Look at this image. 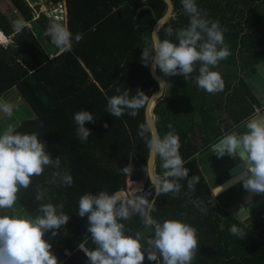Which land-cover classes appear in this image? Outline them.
<instances>
[{
  "label": "trees",
  "instance_id": "1",
  "mask_svg": "<svg viewBox=\"0 0 264 264\" xmlns=\"http://www.w3.org/2000/svg\"><path fill=\"white\" fill-rule=\"evenodd\" d=\"M46 1L54 7L65 2L67 28L73 37L82 34L79 43L73 39L70 52L49 57L27 25L17 32L0 11L1 32L7 36L13 34L6 45L0 44V96L11 90L17 93V107L23 119L15 121L16 131L38 133L52 159L60 160V166L50 164L45 166L42 175L32 177L29 187L20 190L16 204L18 211L35 217L41 215L40 205L63 203V211L70 217L67 224L56 230L55 237L49 230L44 239L51 243L58 263L88 264L85 252L78 246L82 243L90 251L97 246L87 230V216L81 218L77 214L79 198L86 192L97 195L102 190L110 194L124 190L128 179L121 169L126 166L132 168L129 179L151 183L147 172L149 148L139 135L140 125L149 129L146 103L135 117L126 112L117 118L106 111V98L118 94L117 86L121 91L129 89L130 96L136 95L139 89L149 97L158 89V82L152 78L149 65H144L141 55L143 48L154 47L152 27L166 12L167 4L163 0ZM171 1L172 13L159 27L157 37L177 42L175 32L189 24V16L181 0ZM9 2L20 20L32 23L39 3L32 7L28 0ZM247 3V0H196L198 8L207 11L208 18L218 20L228 29L225 34L231 55L220 62L233 66L234 70L212 69L218 71L225 82L223 92L210 94L193 84L191 78L165 76L155 69L165 81L164 93L152 109L158 135L163 137L170 131L168 125H172L171 130L180 137L179 151L189 169L188 178L198 176L199 182L190 192L187 181H180L182 187L175 197L171 193L156 197V211L152 215L158 221L179 219L197 228L198 250L192 264H264V219L258 217L246 225L224 210H221L222 216L218 215L219 211L209 203L212 190L201 171V166L207 162L201 152L210 149V157H213L211 144L218 137L208 123L213 118L210 104L218 96H231L230 117L236 123L255 111L257 100L241 72L264 61V10L253 9L248 16ZM39 16L46 19L43 12ZM37 21L44 27L40 18ZM169 28L173 30L172 37L167 36ZM195 74L198 68L194 69ZM41 93H45L48 103L41 98ZM82 110L92 112L96 119L95 123L85 122V127L91 129L86 141L77 137L73 119L74 114ZM196 115L199 120H195ZM220 118L217 117L216 122ZM7 123L3 119V129ZM194 129H199V141ZM145 135L150 138L151 129ZM161 164L159 155L155 154L154 172L158 176H163L165 171ZM66 173L73 177L71 187L60 183V177ZM38 190L45 193L40 201L36 200ZM154 194L153 188L149 200ZM11 213V210L0 211V215ZM120 222L125 224L126 235L134 236L137 231L144 237L153 235L152 229L143 226L139 215ZM232 225L242 228L244 235L231 234ZM143 264L155 262L149 261L145 253Z\"/></svg>",
  "mask_w": 264,
  "mask_h": 264
},
{
  "label": "clouds",
  "instance_id": "2",
  "mask_svg": "<svg viewBox=\"0 0 264 264\" xmlns=\"http://www.w3.org/2000/svg\"><path fill=\"white\" fill-rule=\"evenodd\" d=\"M181 4L189 16V24L175 32L177 42L171 39L157 40L152 49L143 48L141 60L145 66L151 64L153 70L158 68L165 76L182 75L185 80H189L190 74L198 68V75L193 78L198 88L210 94L223 92L225 82L221 74L212 69L231 55L224 36L228 29L222 27L218 20L208 18L207 11L199 9L196 0H181ZM57 9L61 10L60 7ZM15 24L17 32L26 26L23 20H17ZM44 35L50 37L51 44L60 52H70L73 39L79 43L83 38L80 33L73 37V33L60 23H51ZM167 36H173L171 28L167 30ZM116 93L106 98V111L117 118L126 112L135 117L148 100L139 89L136 95L130 96L129 89L121 91L117 86ZM0 112L11 119L14 105L0 100ZM73 119L77 125V137L86 141L91 129L85 127V122H96L93 113L82 110L75 113ZM241 126L243 132L234 130L220 139L214 147L215 155L235 154L244 163V170L228 181L225 187L242 181L243 188L249 194H262L264 120L253 115L242 121ZM168 128L170 131L163 137L153 134L149 138L145 135L149 129L140 125L139 135L147 141L150 151L159 155L161 167L165 169L154 188L156 197L169 193L175 197L182 187L180 181H187L190 192L199 182L198 176L188 178L189 169L185 167L186 162L179 151V134L171 130V124ZM50 164H53L52 157L38 133H20L12 124L0 132V209L13 210L11 214L0 215V264H58L57 256L51 251L52 245L44 236L51 230V235L55 237L56 230L67 224L70 217L63 211V203L42 204L38 208L41 215L35 217L15 211L20 190L27 189L32 177L42 175L45 166ZM56 165L60 166L59 158ZM121 171L128 175L132 168L126 166ZM60 183L71 187L72 175L64 174L60 177ZM44 195L38 190L36 200H42ZM149 195L151 193L126 199L119 190L111 194L102 190L97 195L86 192L79 198L77 214L81 218L87 216V230L97 246L94 250L85 251L80 245L88 264H143L145 253L147 259L155 264H192L198 250L197 228L179 219H155L152 213L156 211V199L149 200ZM197 207H200L199 204ZM200 210L206 211L203 208ZM133 215H139L143 226L152 229L153 235L144 237L140 231L134 236L126 235L125 224L120 221L129 220ZM229 231L233 235H244L243 229L236 225H232Z\"/></svg>",
  "mask_w": 264,
  "mask_h": 264
},
{
  "label": "water",
  "instance_id": "3",
  "mask_svg": "<svg viewBox=\"0 0 264 264\" xmlns=\"http://www.w3.org/2000/svg\"><path fill=\"white\" fill-rule=\"evenodd\" d=\"M163 1L167 4V10L153 24L152 32H151V40L153 44H155V42L159 40L157 37V31L159 27L162 25V23H164L167 20V18L171 15L173 10V4L171 0H163ZM60 4L62 5V3ZM57 12H59V9H51L50 11L48 10L45 11V15L47 17L48 23L49 24L60 23L65 26V20L61 16L57 15ZM28 26L31 29L34 37L40 42L41 47L49 57L56 56L60 52L58 49L55 48V46L51 44L50 41L47 40V38L44 35L45 28L41 25L39 21H37V19H34L32 23ZM149 73H151L152 78L158 82V89L151 96L148 97V100L145 105L146 122L149 129H151V134L153 135V134H158V131L155 126L152 109L156 100L160 98L164 93L165 81L156 70H153L151 64H149ZM40 96L43 100H45L48 103V98L45 95V93H41ZM222 137L223 135L217 138V140L211 144L212 149H214L215 145L220 141ZM226 156L230 160V165L226 168L225 172H226V176L230 181L244 170V163L235 154H226ZM154 159H155V154L151 152L149 149V156L147 160V172L149 179H151V181L154 183V188H155V185L159 180L157 179L154 172ZM52 160L53 163H56L57 158H53ZM239 184L242 185L239 186ZM234 186H235V191L232 192V194L235 199H233L234 200L233 203L227 206L226 212L232 214L236 219H238L243 224L248 225L252 223L256 217H259L260 214L264 213V193L249 194L248 191L243 188L242 181L232 184L228 186V188ZM153 198H156L155 194Z\"/></svg>",
  "mask_w": 264,
  "mask_h": 264
},
{
  "label": "crops",
  "instance_id": "4",
  "mask_svg": "<svg viewBox=\"0 0 264 264\" xmlns=\"http://www.w3.org/2000/svg\"><path fill=\"white\" fill-rule=\"evenodd\" d=\"M247 2L248 3L246 4V6H248V7H246V12H247L248 16L251 14L253 9L254 10L256 9L259 11L264 10V0H247ZM62 4H63L62 9H63V12L65 13L63 15H65V20H66L65 25H67V17H66L67 11H66V7H65V2H63ZM3 34H4V32H3ZM5 36H7V35H5ZM10 36L11 35L7 36V39L8 38L11 39ZM259 73H261V74H259ZM241 74H243L244 82L247 83L251 92L254 94V96L257 100V101H255V111L253 112V114L249 115V117L256 115L258 117V119L264 120V90L259 91L257 89V91H256V88L254 87V83L249 84V82H250L249 77L250 76L254 77V74H256V76H262L263 80H264V61L257 62L254 67H252L250 69L243 70L241 72ZM0 100H6L8 102H11L13 105H19L18 95H17V93L13 92V90L5 93L3 96H0ZM4 115H5L4 113L0 112V121H3V119H5ZM248 118H246V119H248ZM246 119H243L242 121H245ZM10 120H12L11 124L13 126H15L16 119L14 120L12 118ZM242 121H240V123L232 122L229 126L224 127V128L218 127V122H216L215 123V132H217L216 133L218 136L217 138H219L222 135L224 136L226 133H229V132L234 131V130L237 132H243L244 128L241 126ZM0 132H2V131H0ZM229 165H230V160L225 154L222 157L217 156V158H215L212 162L205 163L201 166V171H202L205 179L208 181V183L211 186L212 195L215 198L222 200L221 210L226 207L227 204H225V203L232 201L234 198L233 194H232V196H231V194H228V196H226V197L223 196V193L229 189L228 186L224 187L225 185H227L229 179L226 176V173H225V176H223V171H226V168ZM220 187L222 188V191H221ZM230 193H232V192H230ZM221 194H222V197H221Z\"/></svg>",
  "mask_w": 264,
  "mask_h": 264
},
{
  "label": "rangeland",
  "instance_id": "5",
  "mask_svg": "<svg viewBox=\"0 0 264 264\" xmlns=\"http://www.w3.org/2000/svg\"><path fill=\"white\" fill-rule=\"evenodd\" d=\"M32 6L35 7L36 3H39V7H38V10L36 9V14L35 16L37 17L40 12L42 11L43 13H45V11H50L51 9H57V7H54V5H51L50 3H48L46 0H28ZM44 7V8H43ZM62 9V8H61ZM0 11L7 17L10 19L11 21V24L13 26V28L16 29V24L15 22L17 20H20L18 17V14L14 11V9L12 8L9 0H0ZM57 14H65L64 12H62V10H59V12H57ZM42 24L44 25L45 27V30L48 29L49 27V23H47L46 19L44 17H41L39 16ZM66 21V20H65ZM67 27V25H65ZM46 32V31H45ZM10 35H13V34H10ZM225 36V44L228 45L227 43V35L224 34ZM11 37V36H10ZM50 38V37H49ZM10 38H8L6 41L2 42L3 44L1 45H6L7 42L9 41ZM217 70L219 72H223V71H232L234 70V67L233 66H224L221 64V62L218 63V66H217ZM261 74V73H259ZM198 75V74H195V76ZM194 72L192 74H190V77L192 79V82L193 84L196 85V82L195 80L193 79L194 77ZM241 77L243 78V74H241ZM250 82L249 84H252L254 83V87L256 88V91L257 89L260 91V90H264V80H263V77L262 76H256V74H254V77L253 76H250ZM167 86H169V83H167ZM197 86V85H196ZM203 90V89H202ZM205 91V90H204ZM231 96L229 95H225V96H218L215 101L213 103L210 104L209 106V112L213 115V118H211V120L208 122L209 123V126L210 128L213 130L215 129V123H216V118L221 116L220 118V121H217L218 122V127H227L229 126L231 123H232V120H231V117H230V111L232 110L231 109ZM224 101V102H223ZM223 102V104L220 106V103ZM198 103V101L196 102ZM14 117H16V121H19L22 118L21 116V109L20 107L18 108L17 105H14V114H13ZM4 118L5 120L8 121L7 124H10L9 123V118L4 115ZM19 118V119H18ZM195 120H199V116L196 115L195 116ZM222 120V121H221ZM3 121H0V131H3V126L1 125ZM213 123V124H212ZM6 125V124H5ZM194 135H195V138L200 139V132H199V129H194ZM214 150V149H213ZM215 151L213 152V157H210V149H205L204 151L201 152V155L207 159V162L206 163H209V162H212L217 155H215ZM209 160V161H208ZM129 176L130 174L127 175V179H129ZM223 176H225V171H223ZM242 185V184H239V186ZM235 191V186L234 187H231L229 188L226 192L223 193V196L226 197L228 196V194L230 192H234ZM232 194V193H231ZM221 197H222V194H221ZM226 204V203H225ZM224 204V205H225ZM216 208V211L218 212L219 211V214L220 216H222V211H221V208H219L218 206L215 207ZM0 211H3V212H9L10 209H0ZM13 211V210H11ZM15 211L17 214H24V212H20L18 211L17 209V204L15 205ZM226 211V209L224 210Z\"/></svg>",
  "mask_w": 264,
  "mask_h": 264
},
{
  "label": "built area",
  "instance_id": "6",
  "mask_svg": "<svg viewBox=\"0 0 264 264\" xmlns=\"http://www.w3.org/2000/svg\"><path fill=\"white\" fill-rule=\"evenodd\" d=\"M30 5H31V3H30ZM58 7L62 8L63 4L62 5L59 4ZM62 12H63V10H62ZM59 16H61L65 20V15L60 14ZM26 24L28 25L29 23L27 22ZM156 177L158 180H160L162 178V176H158V175H156ZM153 188H154V183L152 181H151V183H146L145 181H133L131 179H128L126 188L124 190H122L121 192L124 194V197L126 199H134L137 195H141V194L147 195L148 193H151V195L147 196V198L149 199L153 195ZM141 190H143V191L141 192ZM209 203L213 207H216L217 205H219L218 199L215 198L213 195H212V198L209 199ZM260 217L262 219H264V213H262L260 215ZM80 245H83V248L85 251H90L88 248H86L84 246V244L81 243ZM80 245L78 246V248H80ZM68 254H70V252H68ZM63 263L64 262L62 261V262H59L58 264H63Z\"/></svg>",
  "mask_w": 264,
  "mask_h": 264
},
{
  "label": "flooded vegetation",
  "instance_id": "7",
  "mask_svg": "<svg viewBox=\"0 0 264 264\" xmlns=\"http://www.w3.org/2000/svg\"><path fill=\"white\" fill-rule=\"evenodd\" d=\"M37 18H39V17H37ZM46 20H47V17H46ZM46 22L48 23V21H46ZM45 37H46V36H45ZM46 38H47V37H46ZM47 40H48V38H47ZM48 41H50V40H48ZM216 158H217V156H216ZM225 173H226V172H225ZM229 194H231V193H229ZM231 196H232V194H231ZM217 199H218V198H217ZM233 199H235V198H233ZM218 201H219V205H217V206H218L219 208H222V206H221V204H222V200H219V199H218ZM233 201H234V200H232V201L226 203V204H227L226 207H225L224 209H222V210H225L229 204L233 203ZM260 215H261V214H260ZM259 217H260V216H259ZM257 218H258V217H256L253 221H255Z\"/></svg>",
  "mask_w": 264,
  "mask_h": 264
},
{
  "label": "bare ground",
  "instance_id": "8",
  "mask_svg": "<svg viewBox=\"0 0 264 264\" xmlns=\"http://www.w3.org/2000/svg\"><path fill=\"white\" fill-rule=\"evenodd\" d=\"M43 8H44V7H43ZM0 37H2V39H0V43H2V42H4V41L7 40V36H5V35L3 34V32H1V30H0Z\"/></svg>",
  "mask_w": 264,
  "mask_h": 264
},
{
  "label": "snow or ice",
  "instance_id": "9",
  "mask_svg": "<svg viewBox=\"0 0 264 264\" xmlns=\"http://www.w3.org/2000/svg\"><path fill=\"white\" fill-rule=\"evenodd\" d=\"M0 39H2V37H0Z\"/></svg>",
  "mask_w": 264,
  "mask_h": 264
}]
</instances>
